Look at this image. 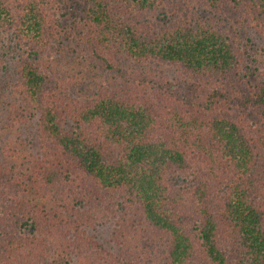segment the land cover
I'll list each match as a JSON object with an SVG mask.
<instances>
[{"label":"trees","instance_id":"trees-1","mask_svg":"<svg viewBox=\"0 0 264 264\" xmlns=\"http://www.w3.org/2000/svg\"><path fill=\"white\" fill-rule=\"evenodd\" d=\"M0 264H264V0H0Z\"/></svg>","mask_w":264,"mask_h":264}]
</instances>
